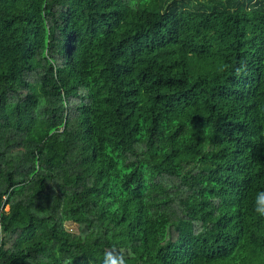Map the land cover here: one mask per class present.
I'll return each mask as SVG.
<instances>
[{
	"label": "trees",
	"instance_id": "obj_1",
	"mask_svg": "<svg viewBox=\"0 0 264 264\" xmlns=\"http://www.w3.org/2000/svg\"><path fill=\"white\" fill-rule=\"evenodd\" d=\"M262 192L264 0H0V264H264Z\"/></svg>",
	"mask_w": 264,
	"mask_h": 264
},
{
	"label": "clouds",
	"instance_id": "obj_2",
	"mask_svg": "<svg viewBox=\"0 0 264 264\" xmlns=\"http://www.w3.org/2000/svg\"><path fill=\"white\" fill-rule=\"evenodd\" d=\"M254 210L259 216L264 217V192L257 196ZM102 264H126V260L123 254L110 250L104 253Z\"/></svg>",
	"mask_w": 264,
	"mask_h": 264
},
{
	"label": "rangeland",
	"instance_id": "obj_3",
	"mask_svg": "<svg viewBox=\"0 0 264 264\" xmlns=\"http://www.w3.org/2000/svg\"><path fill=\"white\" fill-rule=\"evenodd\" d=\"M165 196L167 197V198H172V196L168 193V191H165ZM178 197H179V195H178ZM177 197V198H178ZM5 211H6V209H4ZM7 213H12L13 212V209H11V210H9V211H6ZM17 219H19L20 218V214H19V212L17 211V217H16Z\"/></svg>",
	"mask_w": 264,
	"mask_h": 264
}]
</instances>
